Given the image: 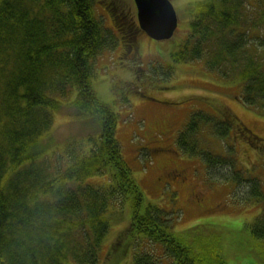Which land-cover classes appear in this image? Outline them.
<instances>
[{
    "label": "trees",
    "instance_id": "obj_1",
    "mask_svg": "<svg viewBox=\"0 0 264 264\" xmlns=\"http://www.w3.org/2000/svg\"><path fill=\"white\" fill-rule=\"evenodd\" d=\"M92 6L0 0V264H224L213 251H192L191 238L206 225L175 230L172 215L146 200L120 153L115 112L93 91L95 60L113 45ZM189 13L177 50L182 61L203 59L210 71L238 82L243 105L264 115V0H201ZM69 96L86 135L70 156H51L45 142H52L55 113ZM230 124L219 137L229 135ZM196 125L191 121L175 139L194 157ZM199 154L209 168L224 165L219 155ZM245 176L243 169V177H224L251 182ZM94 177L102 182L90 183ZM250 188L248 198L264 206L258 182ZM117 216L116 223L128 216L126 226L100 260ZM248 231L246 264H264V210Z\"/></svg>",
    "mask_w": 264,
    "mask_h": 264
},
{
    "label": "rangeland",
    "instance_id": "obj_2",
    "mask_svg": "<svg viewBox=\"0 0 264 264\" xmlns=\"http://www.w3.org/2000/svg\"><path fill=\"white\" fill-rule=\"evenodd\" d=\"M198 1L169 0L176 12L175 34L151 43L129 26L132 22L141 31L133 0H92L93 13L111 33L113 45L95 60L93 91L115 112L120 153L146 200L172 215L175 230L206 225L200 238H191L194 253L213 251L224 264H246L250 257L243 248L246 251L250 242L249 226L264 210L262 200L248 198L251 183L257 182L264 197V115L243 105L238 82L210 71L203 59L186 62L178 55L179 41L188 35L189 12ZM174 53L181 62L172 61ZM73 96L61 100L64 106L55 113L52 142H45L51 156L54 151L58 157L70 156L77 139L86 135L70 103ZM193 120L196 157L184 154L175 143ZM221 121L233 127L226 137H219ZM203 151L219 155L224 165L209 168L200 159ZM243 169L251 182L225 180L238 173L243 177ZM89 182L99 184L102 178ZM118 219L101 246L100 260L108 255L128 216L116 223Z\"/></svg>",
    "mask_w": 264,
    "mask_h": 264
},
{
    "label": "water",
    "instance_id": "obj_3",
    "mask_svg": "<svg viewBox=\"0 0 264 264\" xmlns=\"http://www.w3.org/2000/svg\"><path fill=\"white\" fill-rule=\"evenodd\" d=\"M138 26L149 39L165 41L177 28L176 12L169 0H133Z\"/></svg>",
    "mask_w": 264,
    "mask_h": 264
}]
</instances>
